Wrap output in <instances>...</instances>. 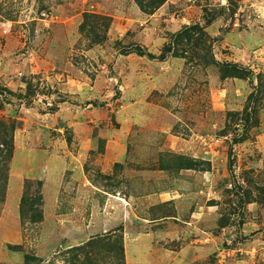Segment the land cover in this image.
I'll list each match as a JSON object with an SVG mask.
<instances>
[{
    "label": "rangeland",
    "instance_id": "374dc122",
    "mask_svg": "<svg viewBox=\"0 0 264 264\" xmlns=\"http://www.w3.org/2000/svg\"><path fill=\"white\" fill-rule=\"evenodd\" d=\"M0 264H264V0H0Z\"/></svg>",
    "mask_w": 264,
    "mask_h": 264
},
{
    "label": "trees",
    "instance_id": "16d2710c",
    "mask_svg": "<svg viewBox=\"0 0 264 264\" xmlns=\"http://www.w3.org/2000/svg\"><path fill=\"white\" fill-rule=\"evenodd\" d=\"M167 0H137L139 6L141 7L142 10H144L147 13H152L155 10H157L159 7H161ZM201 29V27L199 25H194L191 27H187L184 31L179 32L176 36L177 40H181L184 37L187 38H191V36L193 35V33L196 30ZM202 30V29H201ZM143 54V53H142ZM233 68L239 69V67L237 65H230Z\"/></svg>",
    "mask_w": 264,
    "mask_h": 264
},
{
    "label": "built area",
    "instance_id": "2783aa9c",
    "mask_svg": "<svg viewBox=\"0 0 264 264\" xmlns=\"http://www.w3.org/2000/svg\"><path fill=\"white\" fill-rule=\"evenodd\" d=\"M8 30H9V28H7V27H6V29L4 30V31H5V33H7V32H8Z\"/></svg>",
    "mask_w": 264,
    "mask_h": 264
}]
</instances>
